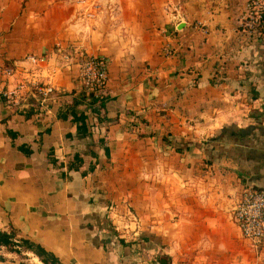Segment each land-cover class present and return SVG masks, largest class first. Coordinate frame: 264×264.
<instances>
[{
	"label": "crops",
	"instance_id": "0c3cea01",
	"mask_svg": "<svg viewBox=\"0 0 264 264\" xmlns=\"http://www.w3.org/2000/svg\"><path fill=\"white\" fill-rule=\"evenodd\" d=\"M97 1L113 11L92 22L78 0H0V231L61 264H256L234 219L244 190H264L249 0ZM42 54L46 100L19 87ZM82 54L109 60L100 100L76 107L85 127L67 111ZM22 263L45 264L0 247V264Z\"/></svg>",
	"mask_w": 264,
	"mask_h": 264
},
{
	"label": "built area",
	"instance_id": "2783aa9c",
	"mask_svg": "<svg viewBox=\"0 0 264 264\" xmlns=\"http://www.w3.org/2000/svg\"><path fill=\"white\" fill-rule=\"evenodd\" d=\"M244 30L252 31L264 40V0H249L248 16L241 22ZM166 55L173 54V48L166 45L163 48ZM65 60L71 63L70 56ZM51 59L45 55H29L25 58L33 66L31 76L20 83V88L29 89L41 100H46L56 95L52 83L56 66L51 64ZM82 65L81 86L90 92H101L108 80L109 60L103 56L81 55ZM55 66V67H54ZM234 219L242 235L254 247L264 243V190L257 191L246 189L243 191L234 209Z\"/></svg>",
	"mask_w": 264,
	"mask_h": 264
},
{
	"label": "trees",
	"instance_id": "16d2710c",
	"mask_svg": "<svg viewBox=\"0 0 264 264\" xmlns=\"http://www.w3.org/2000/svg\"><path fill=\"white\" fill-rule=\"evenodd\" d=\"M211 82L212 84H219L223 82V79L218 81L212 80ZM87 99H89L92 102V104H95L100 100V95L97 92L87 93L84 88H81L79 93V98L74 99L72 105L69 108H67V111L70 112L72 118L79 123L81 122V126L83 127L86 126L87 115L84 112H77L76 107L79 104H82L83 101ZM62 117H65V115H63ZM8 134L13 138L18 136L16 133H14L11 130L8 131ZM27 153H30V151H27ZM2 246L12 249L18 253H22L25 251L33 252L45 264H61L58 257L54 253L48 251L42 245L33 242L30 239L18 238L14 231L11 232L0 231V247Z\"/></svg>",
	"mask_w": 264,
	"mask_h": 264
},
{
	"label": "rangeland",
	"instance_id": "374dc122",
	"mask_svg": "<svg viewBox=\"0 0 264 264\" xmlns=\"http://www.w3.org/2000/svg\"><path fill=\"white\" fill-rule=\"evenodd\" d=\"M78 2L80 5L78 12L81 17L92 22H95L96 19L101 20V18L99 19V16L103 13V10L105 12L104 15H106V13L111 15L113 11L111 3L101 4V2L97 0H78ZM171 12H173V10H171ZM247 246L248 261H253V263L256 264H264V243L260 244L259 247H254L250 243H247Z\"/></svg>",
	"mask_w": 264,
	"mask_h": 264
}]
</instances>
